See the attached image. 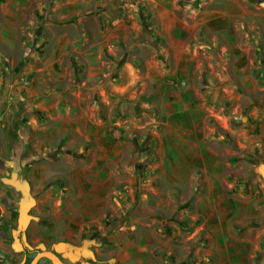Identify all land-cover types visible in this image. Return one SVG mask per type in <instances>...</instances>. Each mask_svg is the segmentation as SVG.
<instances>
[{"label":"crops","instance_id":"1","mask_svg":"<svg viewBox=\"0 0 264 264\" xmlns=\"http://www.w3.org/2000/svg\"><path fill=\"white\" fill-rule=\"evenodd\" d=\"M77 74L82 84L70 81ZM257 86L264 87V0H38L34 8L1 0L0 159L20 158L30 173L45 155L42 143L59 158L69 150L86 159L68 172L73 201L60 203L54 185L31 206L30 193L11 186L3 211L12 218L20 208L23 216L26 203V220L31 206L46 235L80 249L85 226L100 225L98 235L86 231L94 236L86 251L109 248L115 258L98 264H264V110L252 107L253 134L252 123L235 128L220 104L236 93H249L250 103ZM129 91L149 92L147 102L166 118L151 135L153 161L143 175L123 168L134 155L132 122L120 114ZM220 126L244 148L259 146L261 161L234 158ZM113 192L126 202L132 194L134 210L105 229ZM178 206L185 224L170 215ZM121 222L127 230L114 228ZM0 232V250L10 252L11 226Z\"/></svg>","mask_w":264,"mask_h":264},{"label":"rangeland","instance_id":"2","mask_svg":"<svg viewBox=\"0 0 264 264\" xmlns=\"http://www.w3.org/2000/svg\"><path fill=\"white\" fill-rule=\"evenodd\" d=\"M25 1L29 2V5L34 8L37 5L38 0ZM78 77L79 76L77 74L70 81H78V83L82 84L81 79H78ZM239 92L241 93V91ZM150 95L151 94L147 92L139 97L135 96L133 92L129 91L125 94H122L119 99V101L124 102V108L120 110V114H123L124 120H129L132 122L129 125L127 131L133 142L134 149V155L131 154V156H125L123 158V168L127 169V164L133 165L132 167L135 175H143L146 168L149 167V164L152 163L155 149L151 135L152 133L156 132L158 128H160V125L166 119L161 114V111H159L155 106H150L151 104L147 102V99L150 98ZM249 96V93H236L235 97L221 100L220 104L223 110H225L224 112L232 115V122L235 128H244L247 127L248 124L251 125L252 123V129L250 128L251 133L257 134L259 133V126L258 124H256L257 118L253 113L255 109L252 107L254 106L257 108H262L264 110V87L262 86L260 88L259 86H257L255 90L252 91V102L250 103L247 102ZM111 98V100H115L113 97ZM221 129L224 130L222 133L223 142L226 143L232 149V151H235V154H233L234 158L243 161L246 160L250 162L254 167L259 163V161H261L259 146H256L253 149H246L243 145L235 141V139L227 129ZM228 140H230L231 143ZM46 144H48V147L50 146V143ZM58 144L59 143H57L56 145L58 146ZM27 146L30 150L36 151V146L33 141H29L27 143ZM55 147L45 149V143L41 144L40 148L44 149L45 155L43 157H39L37 168L33 169L30 173H28V169L26 170L24 165L21 164L20 158H11L5 156L3 159H0V195L4 193L2 194L0 199V231L9 230L10 226L13 231V236H11L9 240V245L11 246L10 252L0 250V264H30L37 253L43 250L54 251L59 255V257L65 264H98L100 260L104 258H115V253L110 254L109 248L103 251L105 252L103 255L96 250L92 251L91 254L93 255H90L86 251L88 250L91 242H93L91 240L94 238L95 234L98 235V233L102 231L103 228L100 227V225L94 224L93 226H85V231L83 232L81 239V244L85 245V248H74L73 245L69 244L67 239H53L55 238V236H58L57 233L52 238L46 235L47 231L49 230L43 225L45 223H42L37 219H41V217H39L37 214L32 213V204L34 203V205H37L39 195L43 194L45 190L50 188L51 186L55 185L56 187H58L60 193L59 201L61 200L60 203H63V199L64 202L73 201L75 195L77 194V191H74V183L70 180L68 172L73 166H84L83 161H85L86 159H84L83 157V152H72L67 150L66 156L63 158H59V156H57L59 150H57ZM13 148L14 147H11V149ZM7 149H10V145L8 144ZM61 151L63 152V150ZM243 161H241V164L239 165V168L242 170L245 167ZM104 162H106V159H104ZM25 166H27V164ZM8 167H10L9 169H11V171L9 170L10 172L5 171V169ZM252 171V175L256 176L257 171H255L254 168L252 169ZM127 173L128 172H126V174ZM127 175L128 177L131 176L130 173H128ZM136 181L133 182L134 185L135 183H137ZM11 186H16L15 188L17 190H19V188H23L30 193V196H32L33 202H30L31 206L29 208V212L32 215L29 221L26 220L27 212L23 210L24 214L22 216L20 208H17V210L13 211L14 215L12 218H9V216H6V214L4 213L3 208L6 209L9 204L6 199V190L11 188ZM57 198L55 199V202H58ZM115 198L116 194H114V192L111 194V197H108L111 204L113 202V206H110L109 208V214L106 220L107 225L105 229L108 228L109 224L114 223L116 219L125 222L126 220L124 218L132 214L134 210L132 208V205L134 204V197L132 194H129L127 202L123 199L121 201L119 198ZM117 202L118 204L116 206L115 204ZM26 205L27 204L25 203L24 209L26 208ZM53 205L54 200L48 203L49 208H51V206ZM60 205L62 206V204ZM183 208L184 207L178 206L177 209L170 212V215H173L178 219L183 218V222L185 224L187 222V218L184 217L186 211H184ZM144 209H146V207L142 206L140 208V211H144ZM192 221L194 220L190 218L189 223L186 225L189 227L192 226V228H194L195 224ZM117 226L118 227L115 226L114 228H123L124 230H127L126 227H123L124 225L122 222ZM58 230L59 229L55 227L53 231L57 232ZM87 230L94 235L93 238H89L90 236L89 234H87ZM0 235L2 236L1 232ZM132 235L133 234L129 233L127 236L130 237ZM17 251L20 253H18L17 255L13 254V252L17 253ZM74 257L76 259H74V261H71V259ZM111 262L115 264V261L112 260ZM38 264L54 263L48 258H41Z\"/></svg>","mask_w":264,"mask_h":264},{"label":"water","instance_id":"3","mask_svg":"<svg viewBox=\"0 0 264 264\" xmlns=\"http://www.w3.org/2000/svg\"><path fill=\"white\" fill-rule=\"evenodd\" d=\"M41 258H48L54 264H65L63 260L59 257V255L52 250L39 251L37 255L32 259L30 264H38Z\"/></svg>","mask_w":264,"mask_h":264},{"label":"trees","instance_id":"4","mask_svg":"<svg viewBox=\"0 0 264 264\" xmlns=\"http://www.w3.org/2000/svg\"><path fill=\"white\" fill-rule=\"evenodd\" d=\"M148 15L149 14H147L145 11H144V9H141V16H142V18H143V20H144V25H145V29H147L148 28V26H149V23H148V21H147V17H148ZM230 143H231V141L230 140H228ZM23 210H25L24 209V205H23Z\"/></svg>","mask_w":264,"mask_h":264},{"label":"built area","instance_id":"5","mask_svg":"<svg viewBox=\"0 0 264 264\" xmlns=\"http://www.w3.org/2000/svg\"><path fill=\"white\" fill-rule=\"evenodd\" d=\"M140 7L144 8L143 6L139 5Z\"/></svg>","mask_w":264,"mask_h":264}]
</instances>
